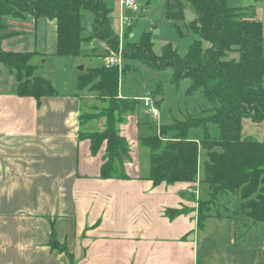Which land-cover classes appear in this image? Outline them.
<instances>
[{
  "label": "crops",
  "instance_id": "obj_1",
  "mask_svg": "<svg viewBox=\"0 0 264 264\" xmlns=\"http://www.w3.org/2000/svg\"><path fill=\"white\" fill-rule=\"evenodd\" d=\"M141 5L147 12L148 2ZM7 24L14 35L5 39L6 50L37 51V67L57 55L54 19L10 17ZM106 47L94 40L85 49L95 54ZM5 71L0 68V264H247L252 236L264 245V224L253 225L234 198H223L232 213L199 225L202 161L195 182L147 178L150 151L139 140L138 112L121 124L130 144L129 177L103 178L105 145L93 154L90 141L79 137L81 105L91 94H82L75 78L70 91L56 88L58 94L40 100L22 96ZM242 133L263 139L264 120L244 118ZM52 230L71 257L51 248Z\"/></svg>",
  "mask_w": 264,
  "mask_h": 264
},
{
  "label": "trees",
  "instance_id": "obj_2",
  "mask_svg": "<svg viewBox=\"0 0 264 264\" xmlns=\"http://www.w3.org/2000/svg\"><path fill=\"white\" fill-rule=\"evenodd\" d=\"M110 1L0 0V68L14 75L17 94L40 100L58 94V90L50 79L37 74L38 67L32 62L37 51L3 47L5 39L14 35L8 31L6 17L54 19L59 56H78L94 40L105 42L108 54L121 50V67L104 64L78 76L77 89L94 92L92 98L101 103L82 102L79 137L90 141L93 154L105 145L101 177L128 178L125 161L130 158V144L121 132V124L137 113L139 100L121 95V76L130 60L153 70L172 68L171 82L179 86L188 79L186 95H198L205 103L200 112H187L183 118L162 123L155 134L139 136L150 151L147 178L155 184L195 182L202 161L199 181L210 199L198 202L199 225L203 226L209 216H220L211 212V203L225 197L238 200L239 211L253 225L264 224V138L242 133L244 118L264 120V25L255 5L234 6L229 0H169L165 7L167 19L183 20L185 8L195 14L187 27L199 35V40L181 54L172 43L163 44L160 52H155L150 31L134 41L129 38L128 28L122 44L110 19ZM86 12L92 15L90 33H86ZM178 30L183 33L180 26ZM101 119L105 120L103 130L83 131ZM50 246L71 257L55 230L51 231Z\"/></svg>",
  "mask_w": 264,
  "mask_h": 264
},
{
  "label": "rangeland",
  "instance_id": "obj_3",
  "mask_svg": "<svg viewBox=\"0 0 264 264\" xmlns=\"http://www.w3.org/2000/svg\"><path fill=\"white\" fill-rule=\"evenodd\" d=\"M148 2L149 7L142 6L141 2ZM140 4V9L135 10L131 7H121L118 0H111L112 12L110 15L113 27L118 35L121 37L122 20L128 21L124 26V30L130 29L129 38L138 41L144 31H151L153 48L155 52L159 53L163 44L172 43L179 48L181 54H185L190 45L199 40V35L188 29V22L185 20L172 21L165 17V3L166 0H136ZM231 5H255L257 17L264 25V0H229ZM145 12L144 16L141 12ZM88 17L86 33L92 32V15L86 12ZM10 20L6 17L5 21ZM178 26L183 29L181 34ZM131 34L133 35L131 37ZM123 41V37H122ZM126 41V39H125ZM206 46L207 42L203 41ZM121 47V46H120ZM121 49V48H120ZM119 49V50H120ZM113 53V52H111ZM237 54H232L236 56ZM109 54L98 49L95 54L84 52L78 56H59L47 55L41 62L38 61L37 74L50 79L53 85L63 91H70L73 81L78 79V76L87 71L89 68L102 66L105 64L106 57ZM33 62V61H32ZM130 66L125 73L121 76L120 91L124 96L136 98L139 100L137 107V121L139 133L142 136L153 135L157 132L160 125L172 118H183L185 113L200 112L204 100H200L198 95H186V89L190 84L188 79H185L179 86L173 84L172 77L174 70L172 68L166 70H153L144 66L138 60H130ZM83 66L84 69L80 67ZM124 66V65H123ZM8 72V71H7ZM5 71L4 75L7 77L8 73ZM10 74V73H9ZM77 76V77H76ZM73 88V87H72ZM82 94L91 96L85 100L88 104L101 103L95 102L92 98L94 92L88 89L81 90ZM88 92V93H87ZM90 92V93H89ZM150 95H163L164 99L157 103L160 110V116L155 118L153 115H146L148 112L144 106L142 98L147 94ZM104 119L95 120L90 127L83 128V131H98L104 129ZM157 129V130H156ZM199 184L197 201V210L199 209V201L209 200V194L206 190L202 191ZM230 203V204H229ZM231 201H217L212 202L211 212L214 214L232 213L233 206ZM242 218L241 216H239ZM262 238H251L249 250L246 252L248 263L247 264H264V245Z\"/></svg>",
  "mask_w": 264,
  "mask_h": 264
},
{
  "label": "built area",
  "instance_id": "obj_4",
  "mask_svg": "<svg viewBox=\"0 0 264 264\" xmlns=\"http://www.w3.org/2000/svg\"><path fill=\"white\" fill-rule=\"evenodd\" d=\"M121 7H131L135 10L140 9V4L136 2V0H118ZM128 21L122 20L121 25H122V32H121V40L122 37L124 36V26L127 24ZM123 64V57H122V51L120 50L119 52H113L110 53L109 56L106 57L105 65L107 66H112V65H117L121 67ZM143 103L144 106L147 108L148 113L153 115L155 118L160 116V110L157 107L156 104V99L155 96L150 95V93H147L143 98Z\"/></svg>",
  "mask_w": 264,
  "mask_h": 264
},
{
  "label": "water",
  "instance_id": "obj_5",
  "mask_svg": "<svg viewBox=\"0 0 264 264\" xmlns=\"http://www.w3.org/2000/svg\"><path fill=\"white\" fill-rule=\"evenodd\" d=\"M184 17H185L186 20L192 21V20H194L195 15H194V13H193V11L191 9L185 8L184 9ZM80 68L84 69L83 66H81ZM155 99H156L157 102H159L162 99V96L161 95H156Z\"/></svg>",
  "mask_w": 264,
  "mask_h": 264
}]
</instances>
